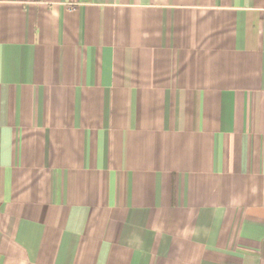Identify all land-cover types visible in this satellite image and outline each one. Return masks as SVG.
Here are the masks:
<instances>
[{"label":"crops","instance_id":"0c3cea01","mask_svg":"<svg viewBox=\"0 0 264 264\" xmlns=\"http://www.w3.org/2000/svg\"><path fill=\"white\" fill-rule=\"evenodd\" d=\"M0 264H264V0H0Z\"/></svg>","mask_w":264,"mask_h":264}]
</instances>
